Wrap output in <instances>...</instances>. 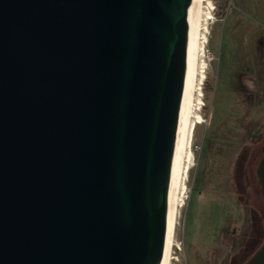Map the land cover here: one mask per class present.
<instances>
[{
    "label": "water",
    "instance_id": "1",
    "mask_svg": "<svg viewBox=\"0 0 264 264\" xmlns=\"http://www.w3.org/2000/svg\"><path fill=\"white\" fill-rule=\"evenodd\" d=\"M194 1L0 0V264H163Z\"/></svg>",
    "mask_w": 264,
    "mask_h": 264
},
{
    "label": "rangeland",
    "instance_id": "2",
    "mask_svg": "<svg viewBox=\"0 0 264 264\" xmlns=\"http://www.w3.org/2000/svg\"><path fill=\"white\" fill-rule=\"evenodd\" d=\"M259 1L252 0L251 7L259 8ZM203 10L209 18L203 20L198 42L192 118L200 123L188 140L185 193L177 213L171 264H222L230 242L223 237L227 230L243 222L246 214L245 222H254L249 224V235L255 239L261 220L260 213L250 221L251 214L243 211L242 202L233 194V175L242 145L249 141V130L256 131L264 122V105L263 111H249L246 95L249 77L259 87L264 83V50L259 52L249 41V0H205ZM262 197L263 193L253 197L260 212ZM263 243L261 239L254 244L252 253ZM234 251L238 247L231 248Z\"/></svg>",
    "mask_w": 264,
    "mask_h": 264
},
{
    "label": "flooded vegetation",
    "instance_id": "3",
    "mask_svg": "<svg viewBox=\"0 0 264 264\" xmlns=\"http://www.w3.org/2000/svg\"><path fill=\"white\" fill-rule=\"evenodd\" d=\"M252 0H249V41L252 39L254 46L257 50L263 53L264 50V2L263 0L259 1V8L253 9L251 7ZM227 10V9H226ZM226 12V11H225ZM249 58L252 61V55ZM262 70L264 72V62L262 58ZM249 84V93L246 95L249 96V111L253 108L256 110L263 111L264 105V83L261 81L260 87L249 77L247 81ZM245 95V96H246ZM261 108V109H260ZM257 112V111H256ZM249 130L248 143L243 144L242 148L238 154V159L234 165V179L235 181V192L233 193L240 199L242 202L243 211L250 213V221L257 217V214L260 213L261 220L258 222V233L254 239L253 234L249 235V224L252 225L254 222H245L246 214H244L243 222H240L238 226L230 227L227 230L226 234L223 236L228 239L229 247L226 249L225 256L222 259V264H246V262L257 252H254V244L258 243L261 239H264V205L262 204V211L260 212L259 208L254 206L253 197L261 196L262 186L257 175V166L259 161L264 156V122L259 126L256 131ZM263 199V197H262ZM261 200V197H260ZM264 201V199H263ZM260 205V203L258 204ZM243 217V216H242ZM249 220V218H248ZM258 221V219H257ZM249 242L251 244L249 245ZM250 246V247H249ZM234 247H238V251L231 252L234 250ZM249 248L251 252L249 253ZM229 252L233 254H228ZM252 256L247 260L248 254ZM239 256V257H238ZM238 258L239 261H238ZM245 262V263H244Z\"/></svg>",
    "mask_w": 264,
    "mask_h": 264
},
{
    "label": "bare ground",
    "instance_id": "4",
    "mask_svg": "<svg viewBox=\"0 0 264 264\" xmlns=\"http://www.w3.org/2000/svg\"><path fill=\"white\" fill-rule=\"evenodd\" d=\"M205 0H195L192 20L188 38L187 47V71L185 78V88L182 99L181 111V130L178 137V145L176 146L177 156L175 157L176 165L173 168L174 175L172 176V186L169 197L167 224L164 241L163 264H171L172 259H175L173 247L175 241V225L178 209L182 204V197L185 187V173L188 169V140L191 141L193 129L199 120L193 121L194 113V92L196 91L197 83V55L198 42L201 38L200 33L203 28V20L209 18L204 16Z\"/></svg>",
    "mask_w": 264,
    "mask_h": 264
}]
</instances>
